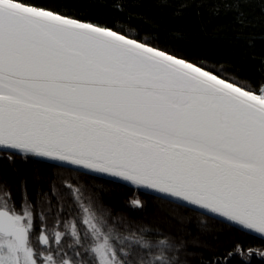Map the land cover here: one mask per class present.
<instances>
[{"label": "snow or ice", "instance_id": "obj_1", "mask_svg": "<svg viewBox=\"0 0 264 264\" xmlns=\"http://www.w3.org/2000/svg\"><path fill=\"white\" fill-rule=\"evenodd\" d=\"M0 264H264V0H0Z\"/></svg>", "mask_w": 264, "mask_h": 264}, {"label": "trees", "instance_id": "obj_2", "mask_svg": "<svg viewBox=\"0 0 264 264\" xmlns=\"http://www.w3.org/2000/svg\"><path fill=\"white\" fill-rule=\"evenodd\" d=\"M153 2H154V0H148V3H150V4H152ZM146 10L151 12L154 9L149 8V9H146ZM174 12L179 13V9L174 7L172 9L166 10L163 13V22L167 23V24H170V25H174V26H181V25H184V24L189 22V17L188 16H186V15H184L182 13L174 15L173 14ZM124 191L129 192V194L131 193V190H124ZM140 195H141V197L143 199H145L146 201L149 202L148 203V209H149V212L151 213V211L153 210V207H154L152 198L146 196L143 193H141ZM161 207L164 210H168L166 205H161Z\"/></svg>", "mask_w": 264, "mask_h": 264}]
</instances>
